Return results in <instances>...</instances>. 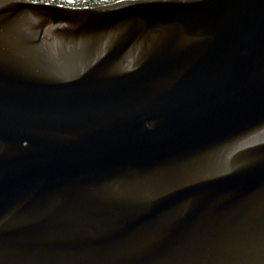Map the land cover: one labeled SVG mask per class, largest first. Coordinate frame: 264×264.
I'll return each instance as SVG.
<instances>
[{"label": "water", "instance_id": "95a60500", "mask_svg": "<svg viewBox=\"0 0 264 264\" xmlns=\"http://www.w3.org/2000/svg\"><path fill=\"white\" fill-rule=\"evenodd\" d=\"M0 264H264V0H0Z\"/></svg>", "mask_w": 264, "mask_h": 264}, {"label": "trees", "instance_id": "16d2710c", "mask_svg": "<svg viewBox=\"0 0 264 264\" xmlns=\"http://www.w3.org/2000/svg\"><path fill=\"white\" fill-rule=\"evenodd\" d=\"M44 1L70 4L74 6H84V5L102 4V3L112 2L116 0H44Z\"/></svg>", "mask_w": 264, "mask_h": 264}]
</instances>
